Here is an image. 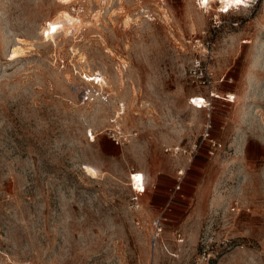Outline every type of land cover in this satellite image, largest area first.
Instances as JSON below:
<instances>
[{
    "label": "rangeland",
    "instance_id": "1",
    "mask_svg": "<svg viewBox=\"0 0 264 264\" xmlns=\"http://www.w3.org/2000/svg\"><path fill=\"white\" fill-rule=\"evenodd\" d=\"M216 2L0 0V264H264V0ZM191 143L178 183L164 148Z\"/></svg>",
    "mask_w": 264,
    "mask_h": 264
},
{
    "label": "built area",
    "instance_id": "2",
    "mask_svg": "<svg viewBox=\"0 0 264 264\" xmlns=\"http://www.w3.org/2000/svg\"><path fill=\"white\" fill-rule=\"evenodd\" d=\"M249 3L250 1H246ZM196 5L199 8H210L212 5H215V2L212 0H196ZM242 6L244 4H241ZM240 5V6H241ZM218 6V4H217ZM216 6V10L220 13H226L230 10L237 9L238 5L236 4H230L228 7H220L219 10ZM241 6V7H242ZM229 8V10H228ZM210 44L207 41H204L202 38H195L192 40V51L190 52V59L188 62V65L186 66V76L191 82L192 85H194L198 89H205V94L200 96H193L189 98V103L195 107L199 108L202 105V108H205L207 106L211 105V102L215 98H221V96L216 92V88L213 86V80L210 77ZM96 77H90L89 81H92ZM234 96L229 93H225L222 96V99L225 101L231 102L233 100ZM194 99L200 100V104H195ZM209 123H207L204 126V132L202 134V139L206 140L208 142V154L213 155L216 150L221 148V143L216 141V139H213L208 132ZM89 140L93 141L95 138V135L90 133ZM197 151V145L196 143H191L190 145L183 147L178 145L168 146L164 148V152L167 154H170L172 156H176L179 154H186L190 161L192 160L195 152ZM183 169L177 170V182L179 183L182 179V176L184 175ZM130 185L133 192L132 199L137 201L138 197L141 196L146 189V183H145V176L143 172L141 171H132L130 174ZM179 187V185H176V189ZM150 224V245L151 247H155L157 244L158 239L160 238L162 232H163V225L162 220L160 216L152 217L149 220Z\"/></svg>",
    "mask_w": 264,
    "mask_h": 264
},
{
    "label": "crops",
    "instance_id": "3",
    "mask_svg": "<svg viewBox=\"0 0 264 264\" xmlns=\"http://www.w3.org/2000/svg\"><path fill=\"white\" fill-rule=\"evenodd\" d=\"M182 157V159H184V162L182 163V164H180V165H178V166H176V167H174L173 166V168H170V169H168V170H166V174H169V175H171V176H173V174H174V170H175V172H176V170H179V169H183V170H186V169H188V166H189V164H190V159H189V157L186 155V154H179V155H176V156H174V157ZM175 168V169H174ZM175 178H176V180H177V174L175 175ZM182 180V179H181Z\"/></svg>",
    "mask_w": 264,
    "mask_h": 264
},
{
    "label": "bare ground",
    "instance_id": "4",
    "mask_svg": "<svg viewBox=\"0 0 264 264\" xmlns=\"http://www.w3.org/2000/svg\"><path fill=\"white\" fill-rule=\"evenodd\" d=\"M212 1L216 2V0H212ZM227 1L228 2L225 5H224V3H225L224 1L223 2H216L218 4L217 8L220 7L222 9V7H228L230 4H233V3L237 4V0H232L231 2H230V0H227ZM228 10H229V8H228ZM194 102H195V104H200L201 103V101L197 100V99H194Z\"/></svg>",
    "mask_w": 264,
    "mask_h": 264
},
{
    "label": "snow or ice",
    "instance_id": "5",
    "mask_svg": "<svg viewBox=\"0 0 264 264\" xmlns=\"http://www.w3.org/2000/svg\"><path fill=\"white\" fill-rule=\"evenodd\" d=\"M237 2H240V0H237Z\"/></svg>",
    "mask_w": 264,
    "mask_h": 264
}]
</instances>
